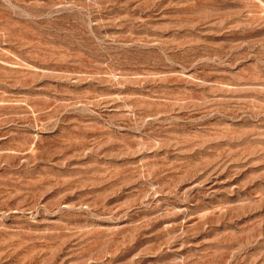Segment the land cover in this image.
<instances>
[{
    "label": "rangeland",
    "instance_id": "1",
    "mask_svg": "<svg viewBox=\"0 0 264 264\" xmlns=\"http://www.w3.org/2000/svg\"><path fill=\"white\" fill-rule=\"evenodd\" d=\"M0 264H264V0H0Z\"/></svg>",
    "mask_w": 264,
    "mask_h": 264
}]
</instances>
